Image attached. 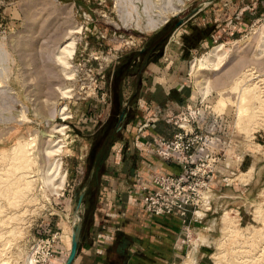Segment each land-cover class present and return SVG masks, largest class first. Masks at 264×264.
<instances>
[{"label":"rangeland","instance_id":"1","mask_svg":"<svg viewBox=\"0 0 264 264\" xmlns=\"http://www.w3.org/2000/svg\"><path fill=\"white\" fill-rule=\"evenodd\" d=\"M204 26L208 36L186 48ZM263 27L264 0H0L1 263L24 264L36 239L53 237L62 264L94 162L108 153L119 174L136 146L140 171L142 148L161 158L162 143L184 133L179 144L204 148L210 162V209L189 216L187 238L179 228L171 264H216L217 253L224 264H264V107L255 113L252 99L242 123L236 116L243 85L264 89ZM216 48L221 65L199 71ZM248 69L256 79L236 85ZM219 91L230 101L218 113ZM21 150L28 164L13 159ZM17 174L30 183L15 195Z\"/></svg>","mask_w":264,"mask_h":264},{"label":"crops","instance_id":"2","mask_svg":"<svg viewBox=\"0 0 264 264\" xmlns=\"http://www.w3.org/2000/svg\"><path fill=\"white\" fill-rule=\"evenodd\" d=\"M135 147L123 171L115 168L119 174L110 173L108 153L92 165L88 190L83 195L77 249L71 264H171L179 255L177 241L181 226L178 217L174 213L153 215L146 212L139 182L135 180L138 173L141 182L154 189L149 173H171L176 164L158 158L145 147L138 159L140 171L132 169ZM65 259L66 256L62 264ZM51 260L58 264L54 257Z\"/></svg>","mask_w":264,"mask_h":264},{"label":"built area","instance_id":"3","mask_svg":"<svg viewBox=\"0 0 264 264\" xmlns=\"http://www.w3.org/2000/svg\"><path fill=\"white\" fill-rule=\"evenodd\" d=\"M183 134L175 135L176 141L172 146L162 143V149L156 153L166 161L172 162L181 167L183 172L169 174L150 175L151 189L148 183L141 182L138 173L135 180L139 182L141 191V202L146 212L153 215H165L174 213L180 221V231L188 237L189 216L193 219H201L210 209V196L207 192L209 173L211 172L210 162L206 160L205 149L179 144ZM196 140H191V143ZM206 194V199L203 198ZM180 235H178L179 237ZM183 242V241H182ZM53 237H41L36 239L27 254L30 264H51L53 248Z\"/></svg>","mask_w":264,"mask_h":264},{"label":"bare ground","instance_id":"4","mask_svg":"<svg viewBox=\"0 0 264 264\" xmlns=\"http://www.w3.org/2000/svg\"><path fill=\"white\" fill-rule=\"evenodd\" d=\"M161 22H164V21H161ZM261 34H262V37H261L262 41L264 42V27H263V31H262ZM69 42L70 43L66 44V46L64 47L65 48V52L68 53V56L71 55L72 48H73V42H71V41H69ZM66 50H68V51H66ZM219 52H220V50L218 48L214 49V51H212V53L210 52L211 53L210 56H208L207 58L206 57L201 58L199 60L198 64H196L195 66L198 68L199 71H205V70L209 71V70H211L213 68H214L213 71H216L217 68H215V67H219L221 65L222 61H223V59L221 57L222 54H219ZM253 76L254 75H253L252 69H248V70L244 71L238 78L235 79V84L236 85L241 84L247 77H252V79H254L255 76L254 77ZM262 80L264 81V79H262ZM253 83H251L250 85H246V84H245V86L243 85L241 90H240L242 95H241V97L239 99V102H237L238 110L236 112L237 113L236 114L237 120H238V122L240 121V123L243 122L244 117H246V114L249 112L248 110H246V109H249L246 106H247V103L252 101V99L256 102V104H252V108H251L252 110H254L255 113L259 109H262L264 107V89H261V87L257 85L258 82H253ZM201 85H203V83ZM206 94H207L206 92L203 93V95H206ZM217 95L220 97V100H219L218 104L214 107V111L219 113V112L223 111V108L225 107V105L230 100H229L228 95L227 94L225 95L221 91H219L217 93ZM61 131H63V128H61ZM56 152H58V150L57 151L56 150L55 151H50V152H48V155L49 156H53V154L56 153ZM26 154H27V152L25 150H21L18 155L14 156L13 159L17 160L18 163H20L21 165L28 164L30 160H29V158L26 157ZM57 171L58 170L55 169V172H57ZM55 172H54V174L51 173L52 174L51 178L47 179L46 182L50 183V182H53L54 180H56L58 175ZM60 179L61 180L58 183V187L59 188L62 187V185L64 184V177L62 176V177H60ZM29 183H30V181H28V177L27 176L17 174L14 183H11L10 191L12 193H15V195L16 194H22V192L26 189V186H28ZM226 216H227V213H225L223 218H222L223 222L225 221L226 223L230 224V222H229L230 220L227 219ZM229 224H227V226H229ZM225 229H227V228H225ZM9 233L12 234L13 230L10 231ZM69 238H70V236H69ZM219 255H220V253L214 254L212 256V259L215 261L216 264H224L223 262H224V259H226V258L223 256V254H221V258H223V259H221ZM29 258L30 257L27 254L24 264H29L28 263ZM3 263H1V261H0V264H3ZM181 264H193V261H192L191 258H189L187 261H185V262H183Z\"/></svg>","mask_w":264,"mask_h":264},{"label":"water","instance_id":"5","mask_svg":"<svg viewBox=\"0 0 264 264\" xmlns=\"http://www.w3.org/2000/svg\"><path fill=\"white\" fill-rule=\"evenodd\" d=\"M197 8H199V7H197ZM176 23L179 24L180 20H178ZM83 195H84V189H82L78 193L77 200H76V205H75V212L77 211L78 207L81 204V201L83 199ZM80 229H81V218H79L77 216L75 221L72 224V229L70 231L69 249H68V253L66 255V259L64 261V264H71V262H72V260L74 258V255H75V252H76V246H77V243H78Z\"/></svg>","mask_w":264,"mask_h":264},{"label":"trees","instance_id":"6","mask_svg":"<svg viewBox=\"0 0 264 264\" xmlns=\"http://www.w3.org/2000/svg\"><path fill=\"white\" fill-rule=\"evenodd\" d=\"M208 32L209 26H204L203 28H192L185 38L186 48H195L200 40L205 39L208 36Z\"/></svg>","mask_w":264,"mask_h":264}]
</instances>
